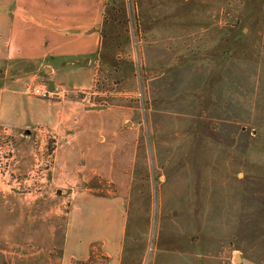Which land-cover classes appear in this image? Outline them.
Masks as SVG:
<instances>
[{"label": "rangeland", "instance_id": "1", "mask_svg": "<svg viewBox=\"0 0 264 264\" xmlns=\"http://www.w3.org/2000/svg\"><path fill=\"white\" fill-rule=\"evenodd\" d=\"M105 4L102 49L86 90L94 94L67 93L88 105L141 107L124 127L138 132L137 153L121 177L130 185L126 215H81L90 217L82 231L96 248L75 264H108V244L123 246L122 264H159L169 248L185 261L264 262V0ZM8 135L13 147L23 137ZM53 147L48 135L33 144L46 168ZM2 156L0 194H55L45 174H6L9 156Z\"/></svg>", "mask_w": 264, "mask_h": 264}, {"label": "crops", "instance_id": "2", "mask_svg": "<svg viewBox=\"0 0 264 264\" xmlns=\"http://www.w3.org/2000/svg\"><path fill=\"white\" fill-rule=\"evenodd\" d=\"M105 2L0 0V129L23 134L6 159V174H45L43 185L55 192L0 194V264H75L96 248L82 231L90 217L81 215L111 220L126 215L122 206L130 185L121 177L135 163L138 132L124 127L133 125L141 107L88 105L67 93L92 89L91 61L102 49ZM148 84L157 85V77ZM34 85L59 94L34 96ZM37 125L43 131L35 134ZM46 135L54 141L48 168L37 162L33 148ZM86 185L105 190H78ZM111 186L116 189L112 193L107 190ZM67 187L72 192L64 194ZM69 199L73 204L66 213ZM104 252L108 264H122L123 246L108 244ZM162 252L167 258L159 264H222L208 258L185 261L177 248ZM235 259L241 257L235 254Z\"/></svg>", "mask_w": 264, "mask_h": 264}, {"label": "built area", "instance_id": "3", "mask_svg": "<svg viewBox=\"0 0 264 264\" xmlns=\"http://www.w3.org/2000/svg\"><path fill=\"white\" fill-rule=\"evenodd\" d=\"M30 92L32 94H34L35 96L41 97V98H49V97H52V96L59 94V90H56V89L49 90L48 88H46L42 85H34L31 88ZM73 92L76 93L77 95L78 94H84V97L82 98L84 100H85V98H87V96H85L87 93L94 94L93 90H91V92H88L86 90H79V89L76 90L75 89V90H73ZM2 146H4V147H2ZM13 150H14V147H13L12 141L8 135V132L6 130H2L0 132V155L11 157L13 154ZM241 264H243V263H241ZM252 264H264V262L252 263Z\"/></svg>", "mask_w": 264, "mask_h": 264}]
</instances>
